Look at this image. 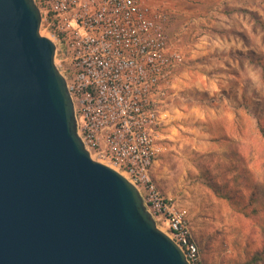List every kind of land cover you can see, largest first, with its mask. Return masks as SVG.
<instances>
[{"label": "water", "instance_id": "water-1", "mask_svg": "<svg viewBox=\"0 0 264 264\" xmlns=\"http://www.w3.org/2000/svg\"><path fill=\"white\" fill-rule=\"evenodd\" d=\"M34 0H0V264H190L91 158Z\"/></svg>", "mask_w": 264, "mask_h": 264}, {"label": "rangeland", "instance_id": "rangeland-1", "mask_svg": "<svg viewBox=\"0 0 264 264\" xmlns=\"http://www.w3.org/2000/svg\"><path fill=\"white\" fill-rule=\"evenodd\" d=\"M146 2L167 13L187 70L169 130L156 135L153 178L186 211L199 264H246L264 248V203L242 215L207 183L239 190L242 206L264 188V0Z\"/></svg>", "mask_w": 264, "mask_h": 264}, {"label": "built area", "instance_id": "built-area-1", "mask_svg": "<svg viewBox=\"0 0 264 264\" xmlns=\"http://www.w3.org/2000/svg\"><path fill=\"white\" fill-rule=\"evenodd\" d=\"M41 31L55 44V64L73 101L77 133L95 161L140 193L158 228L190 264L198 246L187 213L153 178L161 148L159 107L183 57L165 30L167 13L146 0H34Z\"/></svg>", "mask_w": 264, "mask_h": 264}, {"label": "trees", "instance_id": "trees-1", "mask_svg": "<svg viewBox=\"0 0 264 264\" xmlns=\"http://www.w3.org/2000/svg\"><path fill=\"white\" fill-rule=\"evenodd\" d=\"M261 133L264 137V127H261ZM208 187L212 190L216 197L227 200L230 205L239 213L245 216L254 215L257 213V207L261 206L264 203V188L259 184L254 187V190L248 195V199L246 201V205H241V201L237 198L240 195L239 190H234L230 188L228 185H224L222 187L217 186L213 182H208ZM260 200H262L260 202ZM251 208L250 211L247 210ZM264 261V248L261 251L256 252L251 259L246 264H258Z\"/></svg>", "mask_w": 264, "mask_h": 264}, {"label": "crops", "instance_id": "crops-1", "mask_svg": "<svg viewBox=\"0 0 264 264\" xmlns=\"http://www.w3.org/2000/svg\"><path fill=\"white\" fill-rule=\"evenodd\" d=\"M198 17V13H197ZM196 18V17H193ZM168 35V34H167ZM170 40V39H169ZM170 44L172 49L177 50V48L172 44L170 40ZM187 70L184 65H181L175 70L174 77L172 80V84L168 89V94L162 101V104L159 107V114H160V124L156 131V135L160 137H165L166 133L169 130V126L171 125V119H173V109L175 105V101L177 97L180 95L181 90L184 89L186 86V82L183 81L186 78ZM179 114H177V117Z\"/></svg>", "mask_w": 264, "mask_h": 264}]
</instances>
